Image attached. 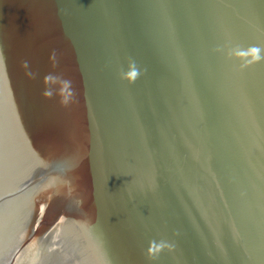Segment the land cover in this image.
<instances>
[{"label":"water","instance_id":"obj_1","mask_svg":"<svg viewBox=\"0 0 264 264\" xmlns=\"http://www.w3.org/2000/svg\"><path fill=\"white\" fill-rule=\"evenodd\" d=\"M237 47L264 56V0H0V264H264Z\"/></svg>","mask_w":264,"mask_h":264},{"label":"clouds","instance_id":"obj_2","mask_svg":"<svg viewBox=\"0 0 264 264\" xmlns=\"http://www.w3.org/2000/svg\"><path fill=\"white\" fill-rule=\"evenodd\" d=\"M54 55V54H53ZM227 57L229 59L238 60L242 67H247L250 64L260 62L264 60V56H262L261 49L258 47H251L247 50H242L241 48H233L227 52ZM141 75L140 69L137 68L135 62H131L129 65V69L124 73V78L129 82H134ZM167 245L161 243L159 245H153L150 248V255L154 253H159L163 248Z\"/></svg>","mask_w":264,"mask_h":264}]
</instances>
